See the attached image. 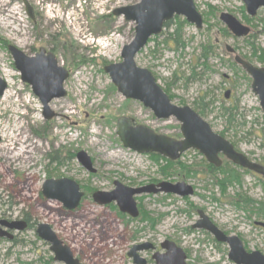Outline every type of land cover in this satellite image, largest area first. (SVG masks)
Masks as SVG:
<instances>
[{
	"label": "rangeland",
	"instance_id": "obj_1",
	"mask_svg": "<svg viewBox=\"0 0 264 264\" xmlns=\"http://www.w3.org/2000/svg\"><path fill=\"white\" fill-rule=\"evenodd\" d=\"M194 1L204 20L203 29L198 31L187 23L182 33L184 48H177L170 40L175 26L164 30L137 56L136 64L149 70L163 90L170 91L174 105L188 106L197 113L195 108L202 106L201 117L218 135L229 128L220 109L237 107L239 126L223 138L252 162L264 166V115L259 100L252 93L251 79L243 71L236 74L231 68L235 56L262 67L252 55V45L264 49V10L250 18L240 0ZM26 2L33 10L34 21L28 17L23 0H3L8 4L7 13L0 10V79L8 86L0 98V220H27L33 228L17 233V241L0 240V264H62L54 261L50 245L39 239L36 229L41 224L50 226L82 264H133L128 258L133 246H159L164 241L180 243L189 251L191 264H232L228 249L216 246L211 236L187 232L197 222L198 210L225 232L239 236L248 252L264 255V229L254 225L264 223V217L229 204L240 190L229 188L224 197L205 176L200 154L190 151L181 160L184 165L193 166L200 173L198 177L165 179L160 174V166L165 163L155 165L150 155L125 148L116 134L118 119L127 117L159 135L176 140L182 137L175 119L158 120L139 102L127 101L104 72L106 66L122 62V50L134 38L135 25L115 17L114 11L134 6L140 0ZM223 13L250 28V36L240 39L221 33L227 29L219 19ZM58 36L60 41L54 43L60 51L61 64L70 69V78L64 86L67 96L50 104L56 118L45 121L41 102L21 81L5 44L32 55L40 46H53L52 40ZM64 46L70 47V59L64 58ZM202 46H212L208 70L201 66ZM193 71L199 74L196 80H190ZM229 91L226 100L224 96ZM18 128L16 134L27 142L22 147L29 148L32 157L28 160L25 154L7 162L8 146ZM80 152L91 159L94 174L78 162ZM50 156L59 163L51 162ZM50 179H69L79 185L84 198L76 210L69 211L60 202L42 195ZM152 181H183L196 192L188 198L189 202L165 195L138 200L142 209L158 221L153 227L124 217L115 204L99 206L92 199L96 192H112L115 182L137 189ZM258 181L253 175L243 176L241 193L260 203L264 202V192ZM189 203L195 206L194 210Z\"/></svg>",
	"mask_w": 264,
	"mask_h": 264
},
{
	"label": "water",
	"instance_id": "obj_2",
	"mask_svg": "<svg viewBox=\"0 0 264 264\" xmlns=\"http://www.w3.org/2000/svg\"><path fill=\"white\" fill-rule=\"evenodd\" d=\"M250 18H256L260 10H264V0H240ZM28 17L34 20L33 11L26 1ZM113 15L124 18L133 23L134 38L122 50V62L104 68L112 84L126 100L135 101L149 109L158 120L168 121L175 119L180 125L182 139L176 140L167 136L158 135L144 126H134L132 119L122 117L117 122L116 134L122 145L140 155H158L170 162L178 161L184 154L195 151L205 158L208 164L215 168L222 166L223 157L229 163L242 170L264 178V167L252 162L225 138L214 133L204 119L190 107H178L172 103L168 95L160 87L153 74L137 66V56L147 47L148 42L160 36L164 25L176 17L184 19L198 31L204 27V20L197 11L194 0H140L134 6L124 7L114 11ZM220 21L226 26L229 33L236 38H246L251 29L242 25L235 17L223 13ZM234 53V51L227 49ZM16 70L21 74L22 82L31 87L34 95L43 106V115L46 120H52L54 113L49 104L55 99L66 97L64 83L69 77L68 72L59 67L52 54L47 57L43 52L34 58L24 55L15 47L8 48ZM234 62L251 79L252 93L258 98L260 109L264 115V68L258 67L243 60L240 56L234 57ZM7 84L0 79V98L4 96ZM230 92L225 93L228 100ZM78 162L91 174L95 173L91 159L83 152L77 155ZM112 192H96L93 201L99 206L115 204L121 214L130 218H137L139 210L136 198L144 195H170L181 199L192 198L195 191L192 186L181 183L162 182L158 185H148L137 189L126 187L120 182L114 183ZM42 195L47 200H56L64 208L76 210L84 198L79 185L69 179L48 180L43 188ZM199 220L192 227L193 230H203L209 233L217 243L226 244L229 248L228 259L233 264H264V255L260 252H247L242 241L237 236H226L218 229L203 211L198 212ZM260 227L264 224L258 223ZM27 230L25 222H6L0 220V238L13 241L10 232H24ZM36 233L42 241L50 245L54 261L62 264H80L74 258L71 249L64 246L58 236L48 225H38ZM164 254L156 253L152 256L155 264H187L184 250L175 243L165 241L161 244ZM153 252L154 247L149 244L135 245L128 253L133 264H147L141 258L144 252Z\"/></svg>",
	"mask_w": 264,
	"mask_h": 264
},
{
	"label": "trees",
	"instance_id": "obj_3",
	"mask_svg": "<svg viewBox=\"0 0 264 264\" xmlns=\"http://www.w3.org/2000/svg\"><path fill=\"white\" fill-rule=\"evenodd\" d=\"M245 19L247 20L248 23H250V21L246 17ZM261 22H263L264 24V20H261ZM172 26H175V31L172 35H170L171 42L177 48H179V46H182L184 48L185 43L183 42V39H182V33L185 27L188 26L187 22L181 18L176 17L174 22L171 21L164 25V30L170 29ZM221 33H223L225 36L230 35L227 29H222ZM156 40L157 38L151 39L148 44ZM167 43H168V40L165 42V44ZM252 50H253L252 55L257 60V63L262 65V67H264V49H259L253 44ZM212 52H213L212 46H202V54L200 56V59H203L204 63H202L201 66L205 68L206 70L209 69V67L207 66V61L209 60L210 56H212ZM243 59L246 60L245 58ZM248 62L252 63L251 61H248ZM231 68L236 72V74L242 73V70L234 62L231 63ZM191 76L192 77L190 78V80H196L197 78H199L198 77L199 74L196 73V71L195 72L193 71ZM164 91L169 96L170 100L172 101L174 97H172V95L169 94L170 91L168 89H164ZM195 109L199 111L198 113L200 116L204 115L202 106L200 107L197 106ZM220 110H221L220 111L221 116L227 120V125L229 127L221 134L222 137H225V134L228 133L230 129L235 130L239 126V123L237 121V116H239L238 108L232 107L230 109H227L225 107H222ZM150 158H152L154 163H156L155 165H160L159 164L160 162L165 163L164 166H160V174H162L165 177V179H168L172 176H179L180 178L184 176L187 179V178H195L198 175H200V173L197 172L193 166L188 167L179 161L172 163V162H169L163 159L162 157L158 155H151ZM50 161L53 163H57V164L59 163V160H57L56 158H53L52 156H50ZM203 164L205 165V168H204L205 176H207V179L212 182L213 186H217L220 189L224 197L226 196V193L229 188H237L240 190V192H237L238 194L236 195V197L232 199V201H229V204H231L238 210H245L249 212L251 215L256 216L258 218L264 217V202L258 203L252 200L251 198L246 197V195H243L241 193L242 188H243V176L252 175L250 172L241 170L240 168L233 166L231 163L227 161L223 163L221 168H215L207 164L205 160H203ZM171 171H173V174H170ZM258 180H259L258 184L264 192V181L260 180L259 178ZM186 200H187L186 202H189L188 199ZM189 206L193 210L195 209V206L193 204L189 203ZM141 222L147 223L148 225H151L153 227V226H156V223L158 221L154 219L153 217H151L150 213L142 209ZM28 228L29 229L33 228V226L29 224Z\"/></svg>",
	"mask_w": 264,
	"mask_h": 264
},
{
	"label": "flooded vegetation",
	"instance_id": "obj_4",
	"mask_svg": "<svg viewBox=\"0 0 264 264\" xmlns=\"http://www.w3.org/2000/svg\"><path fill=\"white\" fill-rule=\"evenodd\" d=\"M26 1V0H25ZM23 2H24V0H23ZM27 3V2H26ZM25 4V3H24ZM32 10V9H31ZM33 11V10H32ZM260 12V11H259ZM34 15V14H33ZM40 17H41V15H39V19H40ZM32 20V19H31ZM34 21V20H33ZM251 32H252V30H251ZM250 36V35H249ZM39 39H42V36H40L39 37ZM54 40L56 41V43L57 42H59L60 40H59V36L58 37H54L53 38V40H52V44H54L53 46H50L51 44L49 43V44H47V45H45V46H40L39 48H38V50H36V49H34L33 50V54L32 55H28V54H26L24 51H21L20 49H18V50H20L21 52H23L24 53V55L25 56H27V57H30V58H34V57H36L37 55H40V54H42V52H43V56H45V57H47L49 54H52L54 57H55V59L57 60V62H58V65H59V67H62V68H64L67 72H68V74H69V77H68V79L66 80V82L69 80V78H70V69L69 68H66V67H64V65L65 64H61V62H60V59L61 58H59V53H60V51H59V49H58V46L56 45V43H54ZM61 42H63V41H61ZM95 43H96V41H94ZM93 42V43H94ZM97 43H100V40L99 41H97ZM5 46H7V50H8V48L11 46V45H8V44H5ZM91 46H93V45H91ZM12 47H14V46H12ZM88 47V46H87ZM94 48H95V46H93ZM16 48V47H15ZM9 52V51H8ZM62 52H64V58H66L67 59V57H68V59H70V47H66V46H64L63 47V50H62ZM11 55V54H10ZM67 56V57H66ZM12 57V56H11ZM13 59V58H12ZM13 63H14V61H13ZM109 66V65H108ZM14 67H15V65H14ZM20 74V73H19ZM20 78H21V74H20ZM21 81H22V78H21ZM65 82V83H66ZM65 83H64V86H65ZM25 84V83H24ZM27 85V84H26ZM30 87V86H29ZM7 88H8V86H7ZM31 88V87H30ZM32 90V89H31ZM64 90H65V87H64ZM65 92H66V90H65ZM165 92V91H164ZM34 94V93H33ZM66 96H67V93H66ZM169 97V96H168ZM62 99V98H61ZM55 100H58V99H55ZM54 101V100H53ZM52 101V102H53ZM128 101V100H127ZM51 102V103H52ZM50 103V104H51ZM50 104H49V107H50ZM42 105V104H41ZM42 108H43V106H42ZM51 110V109H50ZM42 112H43V109H42ZM52 112V111H51ZM53 113V112H52ZM55 116H54V118H56V114H54ZM44 116V115H43ZM155 117V116H154ZM53 118V119H54ZM127 118V117H126ZM45 119V118H44ZM130 119V118H129ZM119 120V119H118ZM133 120V119H132ZM45 121H50V120H46L45 119ZM134 121V120H133ZM118 122V121H117ZM134 126H140V125H138L135 121H134V124H133ZM147 128V127H146ZM149 129V128H148ZM151 130V129H150ZM156 133V132H155ZM157 134V133H156ZM159 135V134H158ZM174 139V138H173ZM181 139H182V137H181ZM181 139H179V140H181ZM239 152V151H238ZM151 156V155H150ZM164 159V158H163ZM184 159V155L178 160L179 162H181L182 163V161L181 160H183ZM203 159L205 160V158L203 157ZM221 159H222V165H223V163H224V158L223 157H221ZM166 160V159H165ZM168 161V160H167ZM178 161H176V162H178ZM206 161V160H205ZM225 161H227V160H225ZM170 162V161H169ZM228 162V161H227ZM172 163H175V162H172ZM206 163H207V161H206ZM208 164V163H207ZM210 165V164H209ZM259 165H261V164H259ZM212 166V165H211ZM234 166V165H233ZM261 166H263V165H261ZM214 167V166H213ZM222 167V166H221ZM220 167V168H221ZM264 167V166H263ZM253 176H255V177H257V178H260V180H262V181H264V178L263 177H261V176H259V175H256V174H253V173H251ZM199 176V175H198ZM197 176V177H198ZM183 182V181H182ZM160 183H162V182H154V181H152V182H150L149 183V185H158V184H160ZM185 183V182H184ZM187 184V183H186ZM189 185V184H188ZM148 186V185H147ZM191 186V185H190ZM145 187V186H144ZM193 187V186H192ZM193 189H194V187H193ZM194 191L196 192V189H194ZM145 196H147V195H144V196H139L141 199H137V198H139V197H137L135 200H136V203H137V207H138V210H139V216L137 217V218H130L129 216H127V215H125V214H123V216L124 217H128L130 220H133V221H140L141 222V214H142V207H141V205H139V203H138V200H142V197H145ZM151 196H153V195H149V196H147V197H151ZM158 196V195H157ZM166 197H171V196H169V195H165ZM154 197V196H153ZM174 197V196H173ZM116 206V205H115ZM117 207V206H116ZM118 208V207H117ZM119 210V209H118ZM199 211H202V210H198L196 213H197V217H198V220H199V215H198V212ZM120 212V211H119ZM204 212V211H203ZM204 214L206 215V213L204 212ZM207 216V215H206ZM208 217V216H207ZM209 218V217H208ZM210 219V218H209ZM197 220V221H198ZM2 221H5V220H2ZM210 221L218 228V229H220L226 236H234V235H231V234H229V233H227V232H225L222 228H220L217 224H215L211 219H210ZM6 222H9V223H11V222H13V221H6ZM26 224H27V230L29 229L28 228V226H29V222L27 221V220H25L24 221ZM258 223H261V222H256L254 225H255V227H256V229H264V227H260V226H258L257 224ZM196 224V223H195ZM194 224V225H195ZM261 224H264V223H261ZM31 225V224H30ZM193 225V226H194ZM192 226V227H193ZM192 227L187 231L188 233H197V234H201V235H209V236H211L209 233H207V232H205V231H203V230H193L192 229ZM52 229V228H51ZM11 234H12V236L14 237V239H13V241H17L16 239H17V233H20V232H15V231H12V232H10ZM55 233V232H54ZM56 234V233H55ZM236 236V235H235ZM212 237V236H211ZM238 238H240L239 236H237ZM59 238V237H58ZM0 240H7V239H0ZM240 240L242 241V239L240 238ZM61 241V240H60ZM212 241H213V243H215V245L216 246H219V247H226L227 249H228V254H229V248H228V246L226 245V244H219V243H217L216 241H215V239L212 237ZM11 242V241H10ZM62 243H63V245L64 246H67V245H65L64 244V242L63 241H61ZM165 242V241H164ZM170 242H172V241H170ZM173 243H175V242H173ZM242 243H243V241H242ZM143 244H145V243H143ZM162 244V243H161ZM161 244L159 245V246H156V245H154V244H151L153 247H154V251L152 252H144V253H142V254H140L141 255V258H143L146 262H147V264H155V262L152 260V256L154 255V254H156V253H160V254H164V252H163V250L161 249ZM178 247H180L181 246V244L180 243H175ZM141 245V244H140ZM243 245H244V243H243ZM67 247H69V246H67ZM245 247V246H244ZM70 248V247H69ZM180 248H182V247H180ZM183 250H184V252L186 253V256H187V264H191L190 262H189V260H190V254H189V251H187V249H184V248H182ZM245 249H246V247H245ZM72 251V250H71ZM246 251H247V249H246ZM248 252V251H247ZM255 252H257V251H255ZM73 253V252H72ZM74 255V254H73ZM144 255V256H143ZM74 258H75V256H74ZM75 259H77V258H75ZM79 262H80V264H82V262L79 260V259H77ZM132 260V259H131ZM229 260V259H228ZM133 261V260H132ZM230 263H232V262H230ZM233 264V263H232Z\"/></svg>",
	"mask_w": 264,
	"mask_h": 264
},
{
	"label": "bare ground",
	"instance_id": "obj_5",
	"mask_svg": "<svg viewBox=\"0 0 264 264\" xmlns=\"http://www.w3.org/2000/svg\"><path fill=\"white\" fill-rule=\"evenodd\" d=\"M8 7V4L7 3H3V0L0 1V10L3 11L4 13L2 14H5L7 13L6 12V8ZM5 16V15H4ZM6 78H10V76L6 75ZM8 81V80H7ZM20 131V128H18V130H16V132H14L12 134V139H11V144L8 146V154L7 156L5 157V161H10V162H13L14 160L16 159H20L22 156H25V154L27 155L28 160L32 157V151L29 150V148L25 147L23 148L22 146L27 144V142H23L24 139L21 135H17L16 133H18ZM115 156L116 158H118L119 156L118 155H113ZM13 157V158H11ZM27 162V160H26ZM44 206V205H43ZM74 224H71L70 227H72ZM74 227V226H73Z\"/></svg>",
	"mask_w": 264,
	"mask_h": 264
}]
</instances>
